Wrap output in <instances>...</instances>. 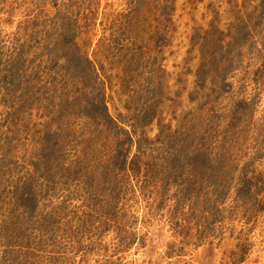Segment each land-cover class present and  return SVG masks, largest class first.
<instances>
[{"label": "rangeland", "instance_id": "1", "mask_svg": "<svg viewBox=\"0 0 264 264\" xmlns=\"http://www.w3.org/2000/svg\"><path fill=\"white\" fill-rule=\"evenodd\" d=\"M0 264H264V0H0Z\"/></svg>", "mask_w": 264, "mask_h": 264}]
</instances>
